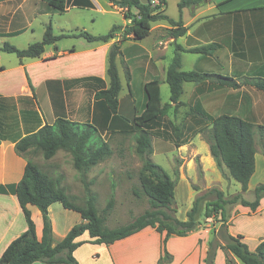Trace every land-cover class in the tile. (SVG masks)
<instances>
[{
  "label": "crops",
  "instance_id": "obj_1",
  "mask_svg": "<svg viewBox=\"0 0 264 264\" xmlns=\"http://www.w3.org/2000/svg\"><path fill=\"white\" fill-rule=\"evenodd\" d=\"M90 1L93 7L70 5L65 11L71 8L92 9L96 0ZM108 4L116 6L109 1ZM263 6L264 0H204L196 5L184 6L179 10L178 16H168L174 21L180 20L186 28L185 33L172 37L168 33L171 28L168 22H153L146 37L140 40L129 38L120 43L121 54L116 59L118 73L119 67L123 71L127 69L130 74L129 85L133 84L136 76L142 89L146 82L157 79L161 91L162 86L168 85L165 80L166 69L174 57L176 45L189 49L210 44L211 48L206 53L179 51V69L220 74L235 79L264 77V9H259ZM54 12V9L41 0H0V46L8 42L17 48H25L33 41L34 20L39 17L44 21L45 17H52ZM123 18L124 23L116 25L131 23L130 17ZM92 21L93 18L87 22L62 20L56 26L57 32L53 33L63 36L45 45L39 57L19 58L14 53L0 50V185L17 183L22 177L28 158L15 151L14 145L20 138L38 130L46 123L51 124L57 117L86 122L91 121L95 115L94 86L97 81L87 78L98 77L108 85V50L114 42L122 38L123 31H115L114 36L107 41H87L79 32H88L87 23ZM49 22L53 24L48 20L41 27L40 39ZM125 85L128 88L126 78ZM179 100L183 106L189 104L194 110L212 116L225 114L224 111H227V114L264 127V92L252 86L237 89L218 87L210 79L183 82ZM142 103L141 111L144 109L145 94ZM119 105L118 94L117 115ZM132 116L127 114L124 118L129 120ZM263 134L264 128L262 136ZM195 136L200 140H194ZM260 137L256 132L255 141ZM202 140L196 133L185 143L175 145L176 154L173 158L179 159L174 166V191L176 185L186 178L195 188L189 192L192 202L198 194L212 187L222 191L224 198L241 193L245 200H254L255 186L264 182V150H258L257 143L255 144V170L247 183L246 191H241L240 183L234 181L227 169L226 172L225 166L221 167L225 177L215 171L217 165L210 151V155L204 156L208 168L204 166L200 153ZM166 143L160 150L171 149L172 143ZM187 155L198 156L202 166L200 176L203 184L191 180L192 172L197 178L195 161ZM172 160L170 167L173 166ZM75 181L78 183L79 177ZM62 185L68 194L75 195L63 179ZM54 204L48 207L51 245L61 241L74 224L82 221L79 213ZM28 208L35 225L36 238L40 239L43 227L41 212L35 206L29 205ZM54 211L64 218V222H56ZM186 212L184 218L178 219L185 220ZM225 213L228 232L231 235L240 234L248 249L254 251L264 240V196L259 199V204L254 210L236 203L226 205ZM218 224V215L201 217L195 230L184 235L167 236L165 248L171 255L170 264H206L208 244ZM25 228L24 215L15 194L0 192V255ZM86 234L87 232H84L76 238L82 241L73 251L79 264H158L162 239L165 237V231L158 232L151 226H145L111 244L93 243ZM226 254L234 259L236 264H241L235 256L225 253L221 248L215 251L214 264H227ZM32 264L48 263L36 261Z\"/></svg>",
  "mask_w": 264,
  "mask_h": 264
},
{
  "label": "trees",
  "instance_id": "obj_2",
  "mask_svg": "<svg viewBox=\"0 0 264 264\" xmlns=\"http://www.w3.org/2000/svg\"><path fill=\"white\" fill-rule=\"evenodd\" d=\"M52 9L63 12L70 5L93 7L90 0H41ZM127 12H131V23L125 25H113L104 34L92 35L86 31H80L79 35L87 41H107L114 36V32L122 29V38L114 42L107 54L106 74L108 85L98 77H88L87 80L97 81L94 86V113L91 121L79 122L64 117H57L51 124H44L38 130L28 133L18 141L14 147L15 151L27 157L21 179L14 184L0 185V192H12L15 194L18 204L23 212L26 222L25 230L14 238L0 255V264H32L36 261L44 263L79 264L73 255V251L82 243L76 240L78 236L87 232L93 243L111 244L115 240L131 235L145 226L154 227L156 231H165L162 239L161 253L158 264H170L171 255L165 248V240L171 234L184 235L198 228L201 217L218 215L220 224L213 230L209 241L205 262L214 264V256L217 248L225 253L235 256L241 264H264V240L261 241L254 251H250L241 238L240 234L231 235L228 232L225 213L226 205L239 203L254 210L259 199L264 196V182L258 183L254 188V200L247 201L241 193H236L224 198L223 192L212 187L198 194L190 209L186 212L187 218L180 220L175 217L174 186L175 179L151 158L153 145L150 129L159 125L160 119L170 108L174 110L182 104L179 100L182 93L183 82H198L210 79L218 87L237 89L242 86H252L264 92V77H243L235 79L220 74H207L195 70H180L179 51L206 53L211 45H203L184 49L176 45V51L171 63L166 69V82L169 86V101L162 103L160 97L159 81L157 79L144 84L145 106L139 114L131 118L128 129L122 132L132 133L135 140L134 151L141 160L138 171V181L142 192L148 197L150 209L144 210L128 224L113 228L103 225L104 219L98 214L96 207V193L90 189V181L85 179L87 172L99 162L105 160L111 149L107 140L104 139L102 131L111 130V125L117 116L118 94L121 90V82L117 68V57L121 54L120 43L126 39L140 40L146 37L151 29V24L156 21H166L171 25L168 33L172 37H178L185 33L186 28L180 20L174 21L164 13L166 1L159 0V4L151 5L141 3L139 0H108ZM204 0H180L178 7L196 5ZM258 9V8H257ZM259 9H264L259 7ZM130 35V36H129ZM63 35L53 33L49 22L44 30L42 38L28 44L25 48H17L4 42L0 50L14 53L17 57H39L47 44H51ZM125 78L129 88L130 74L125 69ZM192 113L201 122L200 127L194 132L202 133L208 142L209 151L217 167L225 166L230 176L241 185V191H246L247 183L255 170L256 141L255 133L262 134V125H257L248 120L232 114H220L212 116L203 111L194 110ZM193 116V117H194ZM114 118V119H113ZM175 133L179 146L186 142L180 139L182 128L180 125L169 123ZM70 153L73 167L81 175L84 188V203L77 204L75 196L68 194L62 185L61 174L51 175L43 170L28 155L39 151L46 160L54 156L59 150ZM135 194H138L134 191ZM213 198H208L210 195ZM60 203L65 209L80 214L82 221L74 224L64 238L51 245V221L48 207L53 203ZM35 206L42 216V235L36 238L35 225L31 218L28 206ZM113 205L110 197L104 207L107 213ZM227 264H236L226 254Z\"/></svg>",
  "mask_w": 264,
  "mask_h": 264
},
{
  "label": "rangeland",
  "instance_id": "obj_3",
  "mask_svg": "<svg viewBox=\"0 0 264 264\" xmlns=\"http://www.w3.org/2000/svg\"><path fill=\"white\" fill-rule=\"evenodd\" d=\"M165 13L170 16H178L179 7L178 2L180 0H165ZM130 16L131 12H127L125 9H119L118 6H110L108 0H96L94 8L92 9H79L71 8L64 12H58L55 10L54 14L44 18H37L33 23L32 42L40 40L39 33L41 27L44 26V22L50 20L53 22V31L57 32L56 26L62 20H74L80 22H87L94 19L92 22H88V32H107L115 24H123V16ZM131 19V17H130ZM91 30V31H90ZM135 49V47H133ZM125 71V70H124ZM121 67H119V76L122 82V90L119 92L120 97V109L119 115H117L111 125V130L106 132L102 131V135L107 140L108 145L111 149V154L103 161L93 166L85 175L87 181L92 180L90 189L96 193V207L98 214L103 217V225L107 228H113L120 225H125L134 220L136 216L141 214L144 210L150 209L148 197L142 192L139 181L138 171L141 167V160L134 151L135 140L132 133L122 132L128 129L131 118L128 120L124 116H132L134 113H138L142 108V100L144 98V90L139 84V79L133 80V84L129 85L130 92L125 85V74ZM127 93L128 95H125ZM169 87L168 85L162 86L160 91L161 102L165 103L169 101ZM145 106V104L143 105ZM191 105L181 104L175 110L170 108L168 112L160 119L159 125L154 126L150 129V135L153 145V152L151 158L154 162L159 164L170 176L175 178V165L177 164V157L173 156L176 154L175 141L177 138L175 133L172 131L170 122L176 125H180L182 128V135L180 139L188 140L194 132L200 127L201 122L190 113L189 108ZM225 114H227V111ZM131 114V115H130ZM233 115V114H232ZM194 116V117H193ZM198 134L203 139L200 143V153L203 156L202 162L204 166L208 168L204 161V156L210 155L208 142L203 137L202 133ZM257 140V149L264 150V134ZM198 136H195L194 140H200ZM166 141L171 142V149L160 150L164 145H167ZM264 152V151H263ZM28 157L36 162L43 170L49 172L51 175L61 174L63 180L68 186L69 190L75 192V202L77 204H83L86 198L84 188L81 182V175L73 167L72 158L70 153L59 149L53 157L46 160L42 157L39 151L33 152ZM188 158L194 159L196 176L192 172L190 174L191 180L194 182L203 184L201 178L202 166L199 162L198 156L193 157L187 155ZM173 158V160H172ZM171 160L173 166L170 167ZM226 170V167L224 168ZM173 170V171H172ZM217 173H222L221 169L215 167ZM209 170H207V173ZM227 172V170H226ZM79 177L78 183L75 179ZM225 177V176H224ZM181 184L176 185L174 193V209L176 210L174 215L177 218H184L185 212L192 206V197H190V190H194V185L191 184L189 179H183ZM235 181V180H234ZM136 191L138 194H135ZM204 192V191H203ZM113 198L112 208L105 213L104 207L108 199ZM214 195H209L208 198H213ZM54 205L61 207V204L56 202ZM54 207V206H53ZM62 209V208H61ZM54 219L56 222H64V218L54 211ZM219 226V224H218ZM87 235V234H86Z\"/></svg>",
  "mask_w": 264,
  "mask_h": 264
},
{
  "label": "built area",
  "instance_id": "obj_4",
  "mask_svg": "<svg viewBox=\"0 0 264 264\" xmlns=\"http://www.w3.org/2000/svg\"><path fill=\"white\" fill-rule=\"evenodd\" d=\"M149 2L151 3V5L159 4V0H149Z\"/></svg>",
  "mask_w": 264,
  "mask_h": 264
},
{
  "label": "water",
  "instance_id": "obj_5",
  "mask_svg": "<svg viewBox=\"0 0 264 264\" xmlns=\"http://www.w3.org/2000/svg\"><path fill=\"white\" fill-rule=\"evenodd\" d=\"M141 3L143 4H147L149 2V0H139Z\"/></svg>",
  "mask_w": 264,
  "mask_h": 264
}]
</instances>
